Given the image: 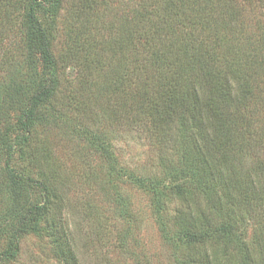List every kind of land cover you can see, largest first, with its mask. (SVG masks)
I'll use <instances>...</instances> for the list:
<instances>
[{"label":"trees","instance_id":"trees-1","mask_svg":"<svg viewBox=\"0 0 264 264\" xmlns=\"http://www.w3.org/2000/svg\"><path fill=\"white\" fill-rule=\"evenodd\" d=\"M155 1L151 8L143 1L134 15L126 9L128 5L115 2L114 41L96 40L93 29L84 25L78 32L84 41H77L75 52L59 56L54 49L55 31L66 0H0V43L2 25L13 27L22 20L25 61L29 65L43 62L47 70L45 77L31 84L33 91L17 124L0 126V138L7 146L0 185L7 181L4 185L11 196L6 209L5 200L0 199V245L3 239L12 245L0 255V264L16 256L28 232L37 231L38 218L44 221L64 263L79 264L65 227L67 198L58 194V177L63 175L51 162L50 142L40 137V130L57 126L61 118L54 107L71 85L66 64L78 62L77 54L83 52V62L91 67L92 62L99 64L106 55L110 57L114 48L115 56L123 58L120 62L115 58L111 66L115 68L112 87L99 89L105 100L97 97L94 105L77 111L85 121L90 117L97 122L96 107L103 102L111 123L129 132L145 126L156 135L161 171L131 176L150 188L157 207L164 208L163 201L166 206L177 200L173 219L178 226L176 240L186 247L182 264H264V69L247 66L235 47H225L220 32L226 27L223 9H209L208 0ZM104 3L83 4L78 18L88 19L102 6L105 11L108 5ZM190 9L201 14L193 16ZM208 9L219 13L216 19L206 14ZM146 20L150 30L143 28ZM198 27L204 31L197 32ZM104 42L112 44L106 47ZM129 49L138 51L131 59ZM12 86L4 88L7 96L21 95ZM2 90L0 116L6 120L12 108ZM44 104L52 113L42 109ZM10 132L14 136L9 137ZM97 141L95 146L104 152L109 165L111 159L115 171L122 172L111 146ZM27 146L38 172L26 173L15 163L16 152H24ZM29 186L39 189L40 202L28 204ZM115 197L118 204H125L116 185Z\"/></svg>","mask_w":264,"mask_h":264},{"label":"rangeland","instance_id":"rangeland-1","mask_svg":"<svg viewBox=\"0 0 264 264\" xmlns=\"http://www.w3.org/2000/svg\"><path fill=\"white\" fill-rule=\"evenodd\" d=\"M143 1L150 8L156 3L155 0H105L104 5H108L105 11L102 6L94 14L88 15V19L82 20L78 18L79 10L90 0H66V8L60 15V23L55 31L54 49L59 56L75 52L77 41H84L83 36L78 33L84 25L93 29L96 40L102 41V37H106L107 41H114L115 2L120 6L122 3L128 5L126 9L134 15L142 9L140 3ZM208 1L209 9H223L222 18L226 27L221 28L220 32L225 37V47H235L242 63L247 66L251 64L262 71L264 0ZM209 9L206 14L211 19H216V14L219 13L210 12ZM190 10L193 16L201 14L197 10ZM144 22L143 28L150 30V22ZM2 28L0 87L3 88L1 93L6 97L5 102L12 108L8 117L6 115V120L5 116H0V126L3 128L17 124L22 108L28 102L27 96L33 91L31 84L34 86L45 77L47 70L43 62L29 65L25 61L23 35L26 28L22 20L13 27L5 28L2 25ZM196 31L202 32L204 29L198 27ZM109 42H104L106 47L112 44ZM133 50L127 51L128 59L137 55L138 51ZM110 53L111 56L106 55L108 57L105 56V60L103 57L99 64L92 62L91 67L87 66V61L83 62V52H78V62L66 64L71 91L68 88L54 107L55 115H60L61 118L56 120L57 126L40 130V137L50 142V149L53 151L51 162L59 174L63 175L58 177V194L67 198V234L76 249L79 264H182L186 247L176 240L178 226L173 219L177 200L168 201L166 206L163 201L164 208L157 207L150 188L133 181L131 176L158 174L161 171L160 145L156 142V135L145 126L129 132L127 127L111 123L109 108L103 102H98L96 107L100 116L97 122L91 121L90 117L85 121L83 113L77 111L83 106L94 105L97 97L99 101L105 100L106 95L99 89L112 87L115 68L111 66H115V58L117 62L123 58V55L115 56V48ZM81 82H84L82 88ZM11 83V88L15 86L16 91L21 90V95L17 93L12 98L7 96L8 91L4 88H8ZM42 109L52 113L48 104H44ZM262 110L264 114V109ZM67 114L69 115L66 116ZM12 136L14 133L10 132L9 137ZM96 140L111 146L114 161L117 156L123 167L122 172L115 171V163L111 159L109 165L104 152L95 146L98 144ZM24 149V152L18 150L14 158L16 165L28 173L34 171V166L30 160V147ZM6 152V142H2L0 138V169L5 165ZM36 171L38 172L37 168ZM2 178L0 175V180ZM4 184L0 185V199L5 200L3 208L6 209L11 196ZM115 185L123 192L124 205L116 201ZM27 199L28 204L40 202L41 192L37 187L29 186ZM37 222V231H30L21 239L16 256L7 259L5 264H65L56 254L57 244L49 235L44 221L38 218ZM248 233L250 236L251 231L248 230ZM11 246L3 239L0 255Z\"/></svg>","mask_w":264,"mask_h":264}]
</instances>
